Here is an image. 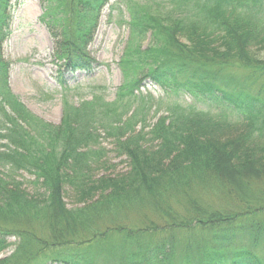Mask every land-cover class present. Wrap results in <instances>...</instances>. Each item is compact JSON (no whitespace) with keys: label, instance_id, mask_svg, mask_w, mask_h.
Returning <instances> with one entry per match:
<instances>
[{"label":"trees","instance_id":"16d2710c","mask_svg":"<svg viewBox=\"0 0 264 264\" xmlns=\"http://www.w3.org/2000/svg\"><path fill=\"white\" fill-rule=\"evenodd\" d=\"M40 2L60 83L64 73H91L88 47L111 0ZM11 6L0 0V254L15 249L0 264H264V58L255 53L264 50V0H172L156 13L128 0L116 99L97 92L79 106L65 102L59 125L9 88ZM145 82L192 102L175 101L146 126L135 109L151 99L140 92ZM103 134L129 172L97 178L107 164ZM67 187L83 206L68 208ZM201 191L225 204L200 201ZM144 209L146 225L129 226Z\"/></svg>","mask_w":264,"mask_h":264},{"label":"rangeland","instance_id":"374dc122","mask_svg":"<svg viewBox=\"0 0 264 264\" xmlns=\"http://www.w3.org/2000/svg\"><path fill=\"white\" fill-rule=\"evenodd\" d=\"M128 0H111L98 16L93 41L88 51L96 60V66L89 74L85 72L64 73L60 83L59 75L62 62L55 57V41L48 27L41 21L43 7L40 0H12L9 37L5 40L2 55L9 63L8 84L12 93L35 116L53 124L59 125L63 119L65 102L79 106L92 100L93 93L99 92L107 102L116 99L118 89L124 83V73L121 60L127 51L131 31L128 23L131 13L127 6ZM134 3L147 6L151 13L164 12L170 7L172 0H132ZM151 45L150 35L141 41L142 50ZM256 55L264 58V50H256ZM130 66L134 61L130 59ZM140 65V64H139ZM141 66V65H140ZM143 96H150L146 101H140L135 106L139 110V119L146 121V126L155 124L167 113L175 101L187 106L191 104L190 97L175 98L166 94L160 87L145 82L140 88ZM145 126L140 123L138 130ZM149 130V129H148ZM147 130V131H148ZM107 150V164L96 172L97 178L102 176H117L130 171L129 161L116 151L114 139L103 134L100 144ZM17 179L29 187L36 189L35 177L27 173L16 174ZM199 200L204 203L221 206L225 201L216 196L201 191ZM65 202L68 208L81 207L80 198L72 188H66ZM147 210L132 214L129 226L146 225ZM134 222V223H133ZM11 243L15 240L11 239ZM249 243V238L245 239ZM14 247H8L0 254V258L12 255Z\"/></svg>","mask_w":264,"mask_h":264}]
</instances>
